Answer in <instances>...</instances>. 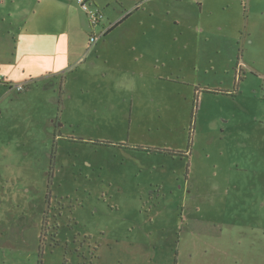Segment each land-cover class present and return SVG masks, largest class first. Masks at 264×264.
<instances>
[{"label":"rangeland","instance_id":"rangeland-1","mask_svg":"<svg viewBox=\"0 0 264 264\" xmlns=\"http://www.w3.org/2000/svg\"><path fill=\"white\" fill-rule=\"evenodd\" d=\"M39 2L0 0V264H264V0H76L60 76L12 60Z\"/></svg>","mask_w":264,"mask_h":264},{"label":"crops","instance_id":"crops-1","mask_svg":"<svg viewBox=\"0 0 264 264\" xmlns=\"http://www.w3.org/2000/svg\"><path fill=\"white\" fill-rule=\"evenodd\" d=\"M75 1L40 0L36 4L37 7L33 8V12L28 13L24 18L23 30L15 40L17 48H14L12 60L19 62L23 59L24 64L30 65L29 67L37 69L45 76H60L72 72L74 68L81 65L82 59L84 62L86 58L92 37L87 35L86 40L81 39L76 45L70 47L66 45V43L74 41V31L82 33L83 29L87 27L81 22L82 15L78 17L74 13L76 11L73 6L76 4ZM87 1L97 5V10H101L97 0ZM132 14H129L124 20L131 17ZM1 76L3 75L0 69V78ZM33 79L32 76H28L29 81ZM1 82L11 83L3 77Z\"/></svg>","mask_w":264,"mask_h":264},{"label":"trees","instance_id":"trees-1","mask_svg":"<svg viewBox=\"0 0 264 264\" xmlns=\"http://www.w3.org/2000/svg\"><path fill=\"white\" fill-rule=\"evenodd\" d=\"M128 16V15H127ZM127 16H125L123 19H125ZM117 26H119L118 24L114 25L113 27H111L110 29H108L107 31L104 32V35L103 36H107L110 32H112ZM91 36V35H89ZM2 83V82H1ZM4 86H9V83H2ZM104 144V143H103ZM110 143H107L106 146H108ZM191 145V141H190V144L189 146ZM139 150H143L147 153H165L166 155H170V156H177L179 153H175L174 151H169V150H160V149H151V148H143V147H140ZM54 154L55 153H52L51 154V160H50V167L48 169V181H47V192H46V197H45V203H49V198H50V185L52 184L50 182V178H53V167H54ZM46 217L44 216V218L42 219V230H41V233H40V241H42V235H43V232H44V227L46 226ZM41 248V247H40ZM42 252L41 250H39V256H41ZM38 264H40V262H38Z\"/></svg>","mask_w":264,"mask_h":264},{"label":"built area","instance_id":"built-area-1","mask_svg":"<svg viewBox=\"0 0 264 264\" xmlns=\"http://www.w3.org/2000/svg\"><path fill=\"white\" fill-rule=\"evenodd\" d=\"M77 2H78V4L81 6V9H82L83 11L88 12V8H87L86 4L83 2V0H77ZM94 16H96V15H94L93 13L90 14V19H91V21L94 20ZM0 83H1V79H0ZM16 89H17V91H19V92H21V91L24 90V88H23L22 86H18V87H16Z\"/></svg>","mask_w":264,"mask_h":264}]
</instances>
